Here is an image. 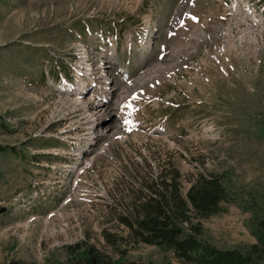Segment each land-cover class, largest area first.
Instances as JSON below:
<instances>
[{
  "label": "rangeland",
  "instance_id": "rangeland-1",
  "mask_svg": "<svg viewBox=\"0 0 264 264\" xmlns=\"http://www.w3.org/2000/svg\"><path fill=\"white\" fill-rule=\"evenodd\" d=\"M222 12L216 0H0V264H66L91 249L108 264H182L123 223L159 171L175 172L181 197L194 174H220L230 200L192 223L219 248L255 242L264 34L229 21L212 40L220 28L206 25ZM139 29L149 48L138 59L131 44L121 107L88 133L72 129L80 120L69 111H89L54 87L58 71L69 76L73 45L101 30L118 48Z\"/></svg>",
  "mask_w": 264,
  "mask_h": 264
},
{
  "label": "trees",
  "instance_id": "trees-1",
  "mask_svg": "<svg viewBox=\"0 0 264 264\" xmlns=\"http://www.w3.org/2000/svg\"><path fill=\"white\" fill-rule=\"evenodd\" d=\"M175 177L173 170L165 174L159 171L156 180L146 184L149 190L126 207L123 223L137 241L170 250L182 264H264L263 210L255 212L250 226L254 243L216 247L200 238L199 223H192V218H207L219 211L221 203L230 200L222 176L211 172L194 174L184 197L180 196ZM138 190L142 191L141 186ZM82 251L85 254L70 256L66 264H108L107 256L96 249Z\"/></svg>",
  "mask_w": 264,
  "mask_h": 264
},
{
  "label": "bare ground",
  "instance_id": "bare-ground-1",
  "mask_svg": "<svg viewBox=\"0 0 264 264\" xmlns=\"http://www.w3.org/2000/svg\"><path fill=\"white\" fill-rule=\"evenodd\" d=\"M253 42V41H252ZM85 61H86V59H82V61H80V62H82V64L84 65V64H89L88 62H86L85 63ZM81 88H82V85H81ZM118 110V109H117ZM90 143V142H89Z\"/></svg>",
  "mask_w": 264,
  "mask_h": 264
},
{
  "label": "snow or ice",
  "instance_id": "snow-or-ice-1",
  "mask_svg": "<svg viewBox=\"0 0 264 264\" xmlns=\"http://www.w3.org/2000/svg\"><path fill=\"white\" fill-rule=\"evenodd\" d=\"M193 19H195V18H193Z\"/></svg>",
  "mask_w": 264,
  "mask_h": 264
}]
</instances>
